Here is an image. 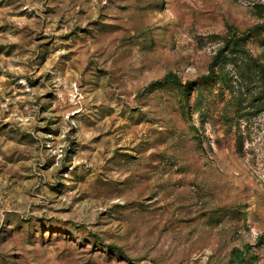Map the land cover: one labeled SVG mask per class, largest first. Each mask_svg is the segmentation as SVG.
Wrapping results in <instances>:
<instances>
[{
	"label": "rangeland",
	"instance_id": "rangeland-1",
	"mask_svg": "<svg viewBox=\"0 0 264 264\" xmlns=\"http://www.w3.org/2000/svg\"><path fill=\"white\" fill-rule=\"evenodd\" d=\"M263 24L264 0H0V264H264V86L227 63L194 107L227 42L264 66Z\"/></svg>",
	"mask_w": 264,
	"mask_h": 264
},
{
	"label": "trees",
	"instance_id": "trees-1",
	"mask_svg": "<svg viewBox=\"0 0 264 264\" xmlns=\"http://www.w3.org/2000/svg\"><path fill=\"white\" fill-rule=\"evenodd\" d=\"M262 35V36H260ZM253 38H261L260 41H264V24L260 25L255 28L253 31ZM240 42V41H239ZM237 41L227 42L223 49L219 50L215 56L213 57L210 65L209 71L207 76H203L201 78L200 84L197 85V102L195 103V109H199L201 104L200 94L202 89H209L211 83H215L217 80L221 82L227 81V76L223 74L221 68L224 67L227 63H233L236 69L237 78L243 86L252 87L255 86L262 88L264 86V66L257 63L255 59H253L247 51L242 48L240 43ZM238 58V63L235 59ZM153 85L157 87H167V86H176L177 81L175 77L171 74H167L163 78L157 80L153 83ZM194 85V86H195ZM196 87V86H195ZM179 94L181 93L182 97L186 96L188 93L187 91L191 90L190 86L187 85H179ZM199 96V97H198ZM236 104L238 100H233ZM254 107L255 112H264V90L260 89L255 94H252V100L250 101ZM254 103V104H253ZM250 104V106H251ZM243 108L237 104L233 107V114L240 115V111ZM119 252V250H116ZM241 259L240 255L237 254L235 251L233 252L232 259L228 261L227 264H238V260Z\"/></svg>",
	"mask_w": 264,
	"mask_h": 264
}]
</instances>
